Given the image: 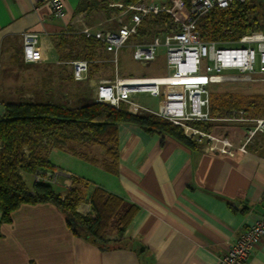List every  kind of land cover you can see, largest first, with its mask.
Segmentation results:
<instances>
[{"label": "crops", "instance_id": "0c3cea01", "mask_svg": "<svg viewBox=\"0 0 264 264\" xmlns=\"http://www.w3.org/2000/svg\"><path fill=\"white\" fill-rule=\"evenodd\" d=\"M64 1L67 15L60 19L52 16L46 0H0V77L5 54L15 65L26 66L20 69L39 68L44 55L49 59L51 39L75 26L80 15L90 27L118 26L114 20L118 15L91 24V13L80 11L83 0ZM102 1L109 7L120 0ZM27 32L40 39L41 57L32 63L24 57ZM10 72L6 75L11 79ZM5 103L0 98V117ZM214 122L209 134L228 140L233 146L226 148L228 152L220 151L223 144L216 141L203 140L198 147H189L167 133L119 124L118 173L86 161L100 186L138 207L118 244L102 249L76 235L62 211L51 203L25 204L13 212L11 222L0 225V264H218L232 241L264 215V155L248 147V125L225 119ZM95 151L91 150L93 155ZM54 152L73 155L61 150L50 154L57 171L73 175L68 166L60 165L63 155H57L60 162L52 161ZM24 178L33 183L32 175ZM90 211L87 204L79 208L82 214ZM247 264H264V240L255 244Z\"/></svg>", "mask_w": 264, "mask_h": 264}, {"label": "trees", "instance_id": "16d2710c", "mask_svg": "<svg viewBox=\"0 0 264 264\" xmlns=\"http://www.w3.org/2000/svg\"><path fill=\"white\" fill-rule=\"evenodd\" d=\"M123 1L130 5L140 0ZM173 1L168 0V6L174 8L182 19H186L190 0H182V9L175 8ZM102 4H105L102 0H83L80 11L90 14L93 10H102L98 9ZM262 12L261 3L256 1L236 2L228 8L212 10L200 20L198 30L205 41L236 40L254 31H264ZM167 26H174L170 15H150L142 23L139 40L150 41ZM54 39L58 41L56 48L60 52L58 65H63L65 61L87 60L90 62V78H94L95 71L101 67L94 60L102 57L98 50L104 51L99 41L79 33L73 26ZM64 47L70 51L64 53ZM19 66L26 67L24 64ZM72 77L73 73L70 75ZM49 80L51 84L52 78ZM82 84L84 88L76 94L79 100L76 106L56 102L53 89L41 95L37 101L5 103V114L0 117V225L11 222L13 212L22 205L51 203L62 211L76 235L87 237L106 249L118 244V238L124 235L138 211L136 205L102 186L93 185L83 177L70 175L71 185L66 188L58 186L61 190L57 191L56 186L46 181L33 182L29 186L24 175L55 173L57 167L50 160L53 150L64 151L100 165L111 174H117L118 126L121 123H132L148 131L167 133L189 147H198L200 143L188 137L180 126L157 116L135 114L125 104L116 108L97 103L88 83ZM241 109L252 111L254 116H264V95L215 93L211 90L212 118H231L234 110ZM192 124L207 133L216 125L214 121H194ZM92 149H100L102 156L93 155ZM61 180L64 181L65 177H61ZM89 189H92L90 195ZM83 204L90 205L89 213L79 212ZM113 231L116 238L109 239Z\"/></svg>", "mask_w": 264, "mask_h": 264}, {"label": "built area", "instance_id": "2783aa9c", "mask_svg": "<svg viewBox=\"0 0 264 264\" xmlns=\"http://www.w3.org/2000/svg\"><path fill=\"white\" fill-rule=\"evenodd\" d=\"M246 1L190 0L186 19H182L174 8L167 5L145 1L127 5L113 1L109 3V7L121 11L120 15L114 18L118 23L117 27L103 28L102 25L90 27L85 23L84 15H80L73 27L79 33L102 44L104 51L112 56L109 63L115 66V75L109 79H91L90 62L77 59L69 63L72 66L73 78L77 82L88 83L93 91V99L97 103L116 108L121 104H127L130 111L137 106L133 102L134 97L143 94L159 98L162 87L180 86L182 94L177 99L164 100L157 111L143 108L144 111L180 126L188 137L199 143L203 140L222 143L223 146L219 150L228 152L226 148L233 147L228 140L217 139L190 126L189 123L218 120L210 115L211 85L264 81V31H254L231 41H205L198 30V23L215 8L225 9L233 3ZM46 3L52 16L60 19L66 17L64 0H46ZM174 7L181 9L177 2H174ZM163 13L172 17L174 26H167L161 35L150 41H140L143 21L150 15L158 16ZM39 45L40 39L37 34L27 32L23 35L26 62L37 61L40 57ZM161 47L166 50L165 61L168 70L166 76L144 78L119 76V55L124 48L132 50L134 61L149 66L158 60ZM225 121L246 124L248 120L241 117L225 118ZM253 122L255 128L248 129L247 144L258 132L264 133V119ZM61 177H65V180H61ZM69 177V174L59 171L39 173L33 176V182L46 181L53 186L66 188L71 185ZM262 240L264 215L232 241L229 250L220 258L218 264H247L255 244Z\"/></svg>", "mask_w": 264, "mask_h": 264}, {"label": "rangeland", "instance_id": "374dc122", "mask_svg": "<svg viewBox=\"0 0 264 264\" xmlns=\"http://www.w3.org/2000/svg\"><path fill=\"white\" fill-rule=\"evenodd\" d=\"M101 1V0H99ZM151 1V0H150ZM156 4L167 5L168 0H152ZM177 2L179 8L181 9L184 6L182 0H174ZM261 3L263 8L264 16V1H256ZM119 3L125 4L123 0H120ZM98 9L103 10L102 14H97L96 10H93L88 18L89 23L96 24L100 21L109 20L110 18L119 15L121 11L119 9H110L106 4L98 6ZM107 7V9H106ZM114 26V22H110ZM163 33V32H161ZM161 33L159 35H161ZM231 41V40H225ZM58 41L54 38L51 39L49 50V59L44 55L42 65L37 69L23 70L20 69L19 65H15L14 62H11L7 54L3 58V73L0 77V98L4 99L7 102H21L27 100H39L41 95H46L50 90H54V100L56 102L67 103L69 106H76L78 104V99L76 94L80 92L84 87L82 82H77L70 78L72 75V66L69 64L70 61L62 62L63 65H57L53 60H58L60 62V52L56 48V43ZM70 50L67 47L63 48V52H69ZM102 57L94 60V63H98L101 67L98 71L94 73V79H109L113 78L115 75V66L109 63L112 56L107 54L102 50H98ZM22 52V51H21ZM165 48L161 47L159 51V58L157 61L153 62L149 66H144L132 59V50L130 48H124L119 55V65L118 72L119 76L122 78H144L148 76H166L168 70L166 68L165 61ZM74 53L73 55H75ZM41 57V56H40ZM72 62V61H71ZM10 72L11 79L8 78V72ZM7 74V75H6ZM52 78L51 84L48 82ZM82 85V86H80ZM212 91L215 93L222 92H234L240 93L242 95L252 96V95H264V81L262 82H247V83H229V84H214L211 85ZM12 93L15 95L12 97ZM62 93V96L60 95ZM67 94V96H65ZM182 94V87L180 86H164L162 87V94L159 98H153L149 95H139L133 98V102L137 105L133 107L135 114H145V115H154L149 112H145L143 108H147L153 111L159 110V107L162 105L164 100H173L177 99ZM59 96V97H57ZM63 99V100H62ZM127 105V104H125ZM139 106V107H138ZM130 109L129 105H127ZM142 107V108H140ZM155 116V115H154ZM231 118H245L248 121L245 125H248V128L253 130L255 128V122L258 119H264V116H254L252 111H247L244 109L234 110L232 112ZM220 119V118H217ZM222 119H225L222 118ZM196 122V121H195ZM193 122L189 123L190 126L195 127ZM237 123V122H236ZM243 124V123H242ZM196 128V127H195ZM198 129V128H197ZM244 130V129H243ZM246 131V130H245ZM192 139V138H191ZM194 140V139H193ZM248 147L256 151L257 153L264 155V133L258 132L251 141L248 142ZM95 154L100 157L102 156L101 150L96 149ZM57 155H63L64 160L62 162L58 161ZM52 161L60 162L62 167L68 166L69 170L73 175L83 176L93 185L102 184L97 177H95L96 172L92 171V166L87 163L85 160L79 159L77 157L69 156L67 154H62V152H54L51 156ZM59 165V166H60ZM98 167V166H95ZM104 173V170L103 172ZM67 174V173H66ZM28 185H32V179L28 180ZM56 190H61L60 187L56 186ZM89 205V204H87ZM111 235H114L115 232H111Z\"/></svg>", "mask_w": 264, "mask_h": 264}, {"label": "bare ground", "instance_id": "6f19581e", "mask_svg": "<svg viewBox=\"0 0 264 264\" xmlns=\"http://www.w3.org/2000/svg\"><path fill=\"white\" fill-rule=\"evenodd\" d=\"M135 80H141V79H135Z\"/></svg>", "mask_w": 264, "mask_h": 264}]
</instances>
